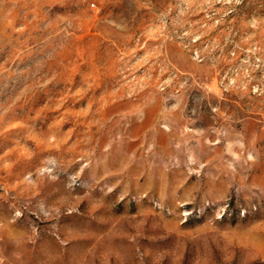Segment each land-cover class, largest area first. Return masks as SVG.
Masks as SVG:
<instances>
[{"label":"rangeland","instance_id":"rangeland-1","mask_svg":"<svg viewBox=\"0 0 264 264\" xmlns=\"http://www.w3.org/2000/svg\"><path fill=\"white\" fill-rule=\"evenodd\" d=\"M0 264H264V0H0Z\"/></svg>","mask_w":264,"mask_h":264},{"label":"bare ground","instance_id":"bare-ground-1","mask_svg":"<svg viewBox=\"0 0 264 264\" xmlns=\"http://www.w3.org/2000/svg\"><path fill=\"white\" fill-rule=\"evenodd\" d=\"M126 75V74H125ZM123 75V79L126 78V76ZM150 82V76H145L144 78H142V80H131V81H126V84H129V90L132 92H135L137 89L138 90H144L146 89V85ZM132 84V85H130Z\"/></svg>","mask_w":264,"mask_h":264}]
</instances>
